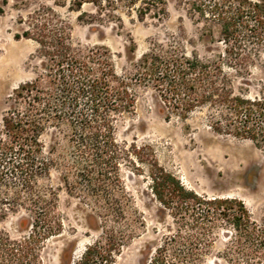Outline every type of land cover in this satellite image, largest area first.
Masks as SVG:
<instances>
[{"label":"trees","instance_id":"obj_1","mask_svg":"<svg viewBox=\"0 0 264 264\" xmlns=\"http://www.w3.org/2000/svg\"><path fill=\"white\" fill-rule=\"evenodd\" d=\"M177 1L196 25L201 24L195 26L196 41L221 44L208 56L186 52L174 38L153 40L118 72L105 47L74 46L67 24L45 5L15 34L37 43L42 62L35 77L14 89L1 116L0 217L18 210L29 217L20 219L18 226L25 227L17 235L0 228V264H44V243L61 233L56 193L38 184L52 165L60 169L65 192L93 212L92 229L97 232L76 256L74 243L62 247L58 264L114 263L137 224L142 225L136 212H127L119 178V165H134L138 147L118 142L115 135L116 121L134 112L140 90L154 92L165 117L186 118L206 107L214 132L264 146V85L252 95L236 85L249 76L264 44V2ZM52 2L71 10L92 4L100 15L117 20L120 10H133L138 20L166 14L165 0ZM46 128L62 134L64 148L56 158L42 155L39 138ZM143 162L150 190L168 211L170 224L154 244L140 251V264H207L220 233L225 238L221 255L228 264H264V218L254 220L238 198L187 189L152 153Z\"/></svg>","mask_w":264,"mask_h":264},{"label":"rangeland","instance_id":"obj_2","mask_svg":"<svg viewBox=\"0 0 264 264\" xmlns=\"http://www.w3.org/2000/svg\"><path fill=\"white\" fill-rule=\"evenodd\" d=\"M264 2V0H262ZM166 14L159 19L150 16L138 20L134 11L120 10V20L100 15L92 4L80 10L57 5L52 0H0V121L12 102L17 86L35 77L41 70L37 43L30 38L16 37L27 27L28 16L45 5L69 27L74 46L105 47L116 71L126 67L133 57L147 50L153 40L174 38L186 52L195 50L208 56L221 44H201L196 41L194 20L186 14L177 0H165ZM135 7V6H134ZM83 12V13H82ZM134 50H131V47ZM244 82H236L250 95L264 85V44L249 68ZM152 90H140L133 113L121 116L115 124L118 142L134 143L138 147L134 165L122 162L119 178L127 196V212L138 215L137 229L120 248L113 264H140L147 245L158 240L170 224V217L154 198L143 160L151 153L166 170L172 172L187 188L207 196L235 197L244 203L252 218H264V146L214 132L209 127V111L198 107L180 118L165 117ZM42 155L56 158L64 148V140L57 129L46 128L40 135ZM53 147V149H52ZM150 149V150H149ZM54 151V153H52ZM139 158V159H138ZM60 169L52 165L38 184L49 186L56 193L55 213L61 220V233L44 243V264H58V254L64 246L74 243L73 255L97 235L93 212L76 197L68 195L59 179ZM28 212H3L0 228L10 235L24 230L20 219H28ZM225 238L216 236L207 256V264H228L222 258Z\"/></svg>","mask_w":264,"mask_h":264}]
</instances>
